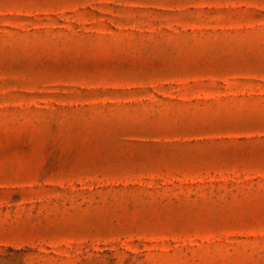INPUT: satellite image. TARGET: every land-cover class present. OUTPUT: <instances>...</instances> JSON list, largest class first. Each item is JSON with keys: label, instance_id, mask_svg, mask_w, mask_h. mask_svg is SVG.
<instances>
[{"label": "rangeland", "instance_id": "1", "mask_svg": "<svg viewBox=\"0 0 264 264\" xmlns=\"http://www.w3.org/2000/svg\"><path fill=\"white\" fill-rule=\"evenodd\" d=\"M0 264H264V0H0Z\"/></svg>", "mask_w": 264, "mask_h": 264}]
</instances>
